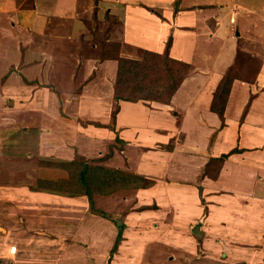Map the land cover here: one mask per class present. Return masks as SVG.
<instances>
[{
    "label": "crops",
    "instance_id": "1",
    "mask_svg": "<svg viewBox=\"0 0 264 264\" xmlns=\"http://www.w3.org/2000/svg\"><path fill=\"white\" fill-rule=\"evenodd\" d=\"M142 1L160 7L162 17L152 25L147 22L150 14L144 18L142 5L133 15L135 25L128 15L123 17L118 10L109 12L125 24L117 55L139 59L149 50L168 52L170 57L187 62L192 71L170 101H116L117 61L111 57H102L96 64L82 56L72 70V65L57 64L55 51L45 54L46 63L38 59L24 65L20 62V69H32L31 75L14 73L0 81V140L5 137L0 156L11 159L8 173L0 175V190L12 188L18 195L15 198L25 201L16 203L23 214L35 213L41 201L45 209L54 207L56 197L66 206L87 209L84 195L59 196L36 190L34 184L37 179L66 177L61 163L79 157H103L112 145V154L101 163L142 175L151 185L95 194V205L107 209L119 194L132 193L130 197L142 205L156 204L160 225L177 237L178 247L183 246L188 253H193L198 240L191 228L202 220L199 237L208 247L204 248L208 261L264 264V96H255L240 121L249 86L234 78L223 125L210 108L213 91L235 55L232 38L213 24L217 20L214 15L222 14L227 5L222 0L203 4L193 0V5H186L190 0ZM129 7L126 5L124 13ZM140 20L145 21L143 27ZM16 57L17 53L7 48L0 70L16 68ZM107 65L113 73L107 71ZM262 70L264 61L251 85L264 84ZM109 74L110 84L104 81ZM51 102L61 104L62 112L55 113ZM116 104L119 109L112 122L111 111ZM46 118L55 123L46 124ZM116 137L121 142L120 151L115 148L119 145ZM172 138L175 145L167 146ZM233 148L239 151L221 163L215 178L205 174L211 158ZM122 199L126 202V195ZM144 210L139 214L151 215L150 209ZM164 239L172 242L169 234Z\"/></svg>",
    "mask_w": 264,
    "mask_h": 264
},
{
    "label": "rangeland",
    "instance_id": "2",
    "mask_svg": "<svg viewBox=\"0 0 264 264\" xmlns=\"http://www.w3.org/2000/svg\"><path fill=\"white\" fill-rule=\"evenodd\" d=\"M190 1L186 5H193V0ZM195 1L201 4L204 1L207 2L206 0ZM222 1L224 5H227V10L225 8L222 14L220 12L215 14L214 17L217 20L213 21V24L220 31H226L234 41L235 55L230 65L232 70L228 76L239 77L249 83H247L249 89L246 87V100L242 104L243 109L239 118L242 121L255 96H264V84L251 85L264 61V0ZM150 2L145 3L142 0H0V48L3 50L0 49L2 51L0 59L4 58L8 48L12 54L17 53L16 60L19 62L16 68L12 66L13 69L0 70V81H3L5 75L14 73L21 77L31 75L32 69L29 71L20 69V62L24 65L30 60L36 62L38 59L46 63L45 54L49 51H55L53 58L57 64L72 65L71 70L75 67L74 63L82 61V56L89 58L92 63H99L98 59H103L100 55L103 41L96 39L95 33L113 39L111 44H118V48H111V53L119 49L118 40L123 39L122 36L125 33L124 22L120 23V19L118 20V17L109 12L118 10L123 13V17L128 15L127 17L135 25L137 20L133 15L142 5L140 10H144V18L150 14L147 22L152 25L162 15L159 12V5H151ZM126 5L130 7L124 13ZM140 21L139 25L143 27L145 21ZM62 45L64 46L59 47ZM143 56L139 59L124 58L141 60ZM152 64H155L156 68L149 71L144 84L150 83V80L155 77L162 76L164 79L166 65L177 75L180 74V65L167 61L163 57H152L147 60L148 66ZM106 69L110 74L113 73V69L108 65ZM191 71L190 66L185 77ZM110 74L104 80L108 84L111 83ZM261 74L264 78V70ZM163 98H165L164 95ZM258 99L263 100L261 97ZM55 104L51 102L55 113L62 112V105ZM115 107L116 105L113 106L112 111ZM46 119L44 120L46 124L49 123L52 126V123H55L53 120L50 121L51 119ZM222 123L223 120L221 125ZM4 140L5 137L0 140V144L5 143ZM115 142L119 144L115 145V148L120 151L121 142L117 139ZM174 145L172 138L167 146ZM133 155L137 156V153L133 152ZM1 156L0 175H5L8 173V161L11 159ZM217 166L218 163L212 162L211 168ZM20 169L25 168L20 167ZM56 170L59 172V169ZM117 191L120 192V190ZM53 193L59 196L68 195ZM15 194L12 188L3 187L0 190V264H217L218 262L206 259L208 255L204 248L208 247L202 245L203 242L199 236L195 237L198 240L193 253H188L183 246L178 247L177 237L171 232L166 233L165 226L160 225L156 204L152 202L148 206L142 205L136 198L130 197L132 193L119 194L115 197V203L107 209L97 205H95L97 210L78 209V206L75 208L72 205L66 206L63 200L56 197V200H52L54 207L45 209L44 202L41 201L39 203L41 206L35 209V213L29 211L25 214L17 210L18 205H16L25 201L16 199ZM125 195L126 202L122 199ZM144 209H150L151 215L144 217L139 214L145 211ZM119 229H121L122 239L112 257H109V251ZM168 234L172 240L171 243L164 239ZM194 242L190 245L191 247ZM219 262V264L223 263V261Z\"/></svg>",
    "mask_w": 264,
    "mask_h": 264
},
{
    "label": "trees",
    "instance_id": "3",
    "mask_svg": "<svg viewBox=\"0 0 264 264\" xmlns=\"http://www.w3.org/2000/svg\"><path fill=\"white\" fill-rule=\"evenodd\" d=\"M95 35L96 39L103 41L101 56L103 58L111 57L117 61L113 94L116 101L155 100L168 102L180 82L187 75L190 65L187 62L171 58L167 52L159 54L145 50L141 60L124 58L117 55L118 50L115 51L116 54L110 52L112 47H115V49L118 48V44H111V42L106 40V36H102L98 33H95ZM152 57H163L167 61L176 62L180 65V74L177 75L166 65L164 79H162V76H159L150 80V83L144 84V80L148 77L149 71L156 68L155 64H152V66L147 65V60H150ZM231 70L232 66L229 67L226 74L220 79L215 88L210 106L211 110L216 112L222 120L232 81L234 78H239L228 76ZM163 95L165 98H163ZM118 109L119 105L116 104L115 109L111 112L113 122H115V114ZM116 139L119 140L118 137H116ZM112 148L113 146L109 145V151H107L103 157L88 160L84 157H79L61 163L67 171L66 177H59L57 179H37V185L33 188L36 190L65 193L72 196L84 195L87 197L89 208L97 210L94 201L95 194L108 195L117 190L137 189L151 185V182L142 175L102 164L101 162L109 158L112 154ZM237 151H239V149L233 148L227 153H222L218 157L211 158L209 160V167L207 164V168H205V174L215 178L221 163L230 154ZM212 162L218 163V166L211 168ZM121 239L122 234L121 229H119L109 251V257H112Z\"/></svg>",
    "mask_w": 264,
    "mask_h": 264
},
{
    "label": "water",
    "instance_id": "4",
    "mask_svg": "<svg viewBox=\"0 0 264 264\" xmlns=\"http://www.w3.org/2000/svg\"><path fill=\"white\" fill-rule=\"evenodd\" d=\"M202 224V220H199L197 223H195L192 228L191 231L195 236H200V225Z\"/></svg>",
    "mask_w": 264,
    "mask_h": 264
}]
</instances>
